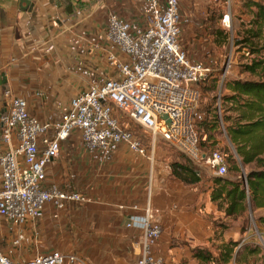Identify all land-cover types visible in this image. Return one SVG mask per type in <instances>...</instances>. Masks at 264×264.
Listing matches in <instances>:
<instances>
[{
    "label": "crops",
    "instance_id": "0c3cea01",
    "mask_svg": "<svg viewBox=\"0 0 264 264\" xmlns=\"http://www.w3.org/2000/svg\"><path fill=\"white\" fill-rule=\"evenodd\" d=\"M33 1V9L26 11L21 0H0V114L8 107L10 91L28 99L31 113L52 122L106 67L108 12L131 16L135 22L144 16L136 20L126 15L120 0ZM190 3L181 0L183 8ZM148 153L152 157L123 148L96 153L71 140L64 143L47 166V179L85 193L88 201L70 202L63 209L48 203L38 217L21 225L2 221L0 249L18 261L60 250L77 254L81 261L74 264H137L142 231L126 223L149 207L152 218L163 226L154 253L165 264H199L192 249L203 243L183 245L178 240L184 236L176 237L194 230V217L182 211L192 184L176 178L171 165L156 158V149ZM151 193L157 213L152 212Z\"/></svg>",
    "mask_w": 264,
    "mask_h": 264
},
{
    "label": "built area",
    "instance_id": "2783aa9c",
    "mask_svg": "<svg viewBox=\"0 0 264 264\" xmlns=\"http://www.w3.org/2000/svg\"><path fill=\"white\" fill-rule=\"evenodd\" d=\"M147 1L149 7L140 22L108 12L106 67L71 97L57 120H42L31 113L26 97L6 92L10 100L0 114V224L7 220L21 225L38 217L48 203L63 209L70 202L88 201L85 193L47 179V166L70 140L96 153L124 147L152 157L141 139L122 124L117 111L149 130L154 144L157 137L167 139L218 175L227 174L224 154L219 150L206 153L199 146L196 117L201 92L197 85L210 68L195 62L182 47L181 0ZM228 18L226 13L222 21ZM225 77L223 73L221 83ZM126 225L142 231L137 264H165L153 250L163 226L152 218L150 208L131 215ZM80 261L77 254L60 250L18 261L0 249V264Z\"/></svg>",
    "mask_w": 264,
    "mask_h": 264
},
{
    "label": "rangeland",
    "instance_id": "374dc122",
    "mask_svg": "<svg viewBox=\"0 0 264 264\" xmlns=\"http://www.w3.org/2000/svg\"><path fill=\"white\" fill-rule=\"evenodd\" d=\"M245 1L190 0L191 3L186 8L182 7L184 13L180 37L182 47L187 50L189 57L195 62L210 68L206 79L197 85L201 92L197 109V122L206 118L207 104L210 100L212 102L215 99V106L218 107L219 114L224 115L221 96L229 93L226 87L229 79L264 77V63L263 69L258 70L255 74L245 70V65L250 64L252 59L264 61V49L261 48L264 45V38H262L263 41H257L256 46L263 49L260 53L251 54L250 47L236 45V40L249 27L253 16V9L246 6ZM258 1L264 3V0ZM120 2L123 3L121 6H123V12L126 15L131 13L136 20L145 16L148 7L147 0H120ZM135 6H137V11L140 7V13H137ZM226 13L229 14V18L228 22L224 23L222 18ZM130 17L127 16L126 18ZM223 73H226V77L221 83ZM214 81H216V88L209 90L203 87L204 83L209 86ZM117 114L120 116L122 124L129 127L141 139L142 145L147 150L156 149L158 160L162 159L164 164L168 165L175 161L191 163L201 177L198 183L189 187V203L187 209L182 210L190 212V215L194 217L190 220V229L193 228L194 230L176 236H184L183 240H178L179 243L183 245L203 243L202 245L217 255L219 246L223 241L234 240L238 242L236 247V254L239 253L238 260L234 257L229 264H264V235L256 225V218L262 214V210L258 209L253 213L246 210L240 215L227 217L224 211L218 209L215 203L214 206L210 200V193L214 186L213 178L218 175L214 169L204 162H197L192 159L167 139L157 137L154 144V137L149 130L133 121L122 111H117ZM222 130L223 132L218 135L217 144L208 148L200 147V149L206 153L219 150L224 154L228 168L226 176L245 178L252 169H260L261 166L257 162L249 164L242 162L230 143L225 126L222 127ZM75 149L81 148L77 146ZM123 149L127 148L123 147ZM158 150L161 151L160 155H158ZM66 171L68 174L70 173L69 165L66 166ZM154 194L151 193L152 212L157 213L153 206ZM253 249L257 251L253 252Z\"/></svg>",
    "mask_w": 264,
    "mask_h": 264
},
{
    "label": "trees",
    "instance_id": "16d2710c",
    "mask_svg": "<svg viewBox=\"0 0 264 264\" xmlns=\"http://www.w3.org/2000/svg\"><path fill=\"white\" fill-rule=\"evenodd\" d=\"M245 5L253 9V16L249 27L236 40V45L250 47L251 54L260 53L264 45L261 47L263 49L256 45L257 41H263L264 38V3L246 0ZM263 63V60L252 59L250 64L245 65V70L255 74L263 69ZM216 86L214 81L209 86L204 83L203 87L212 90ZM226 87L229 93L221 96L224 115L219 114L214 99L207 104L206 118L196 121L199 146L208 148L217 144L218 135L225 126L236 155L243 163L257 162L261 168L252 169L245 178L216 175L210 199L227 217L240 215L246 210L253 213L261 209L262 214L256 218V225L264 235V77L229 79ZM171 169L173 175L186 184H195L201 180L191 163L175 161ZM237 246V241L228 240L221 243L217 255L206 246H196L192 252L199 264H229L234 257L238 260Z\"/></svg>",
    "mask_w": 264,
    "mask_h": 264
},
{
    "label": "water",
    "instance_id": "95a60500",
    "mask_svg": "<svg viewBox=\"0 0 264 264\" xmlns=\"http://www.w3.org/2000/svg\"><path fill=\"white\" fill-rule=\"evenodd\" d=\"M22 4H24L23 9L26 11H31L35 6V1L33 0H21Z\"/></svg>",
    "mask_w": 264,
    "mask_h": 264
}]
</instances>
